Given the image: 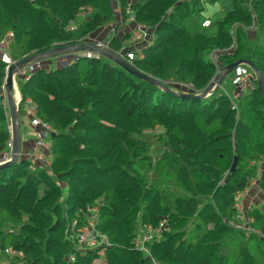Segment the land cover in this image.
<instances>
[{"label": "trees", "instance_id": "1", "mask_svg": "<svg viewBox=\"0 0 264 264\" xmlns=\"http://www.w3.org/2000/svg\"><path fill=\"white\" fill-rule=\"evenodd\" d=\"M112 1L0 0V38L13 33L16 59L78 43L115 20ZM116 1L124 23L131 9L153 38L129 50L136 54L131 63L169 88L203 92L217 73L214 51L222 67L247 59L264 75V0H231L208 27L195 19L205 0ZM84 6L92 15L68 29ZM121 41L112 37L111 49L120 53ZM5 77L0 56V152L10 138ZM18 85L20 115L32 99L54 133L51 165L32 169L23 158L0 169V260L9 247L20 264H94L101 252L104 264H264V211L254 207L247 221L236 218L237 195L264 160V105L255 78L236 103L220 87L192 99L98 56L41 68ZM258 174L264 190V166ZM94 207L110 246L79 252L71 236ZM163 220L160 236L140 249V229ZM237 221L252 230L237 228Z\"/></svg>", "mask_w": 264, "mask_h": 264}, {"label": "built area", "instance_id": "2", "mask_svg": "<svg viewBox=\"0 0 264 264\" xmlns=\"http://www.w3.org/2000/svg\"><path fill=\"white\" fill-rule=\"evenodd\" d=\"M93 13V8L89 6H84L81 8L80 12L78 13V18L76 19V24L81 23L84 19H88ZM127 14L129 17L126 19V22L124 23L121 12L120 16L117 18H120V21L122 24H127L129 27L133 26L132 28V35H131V42L133 43L134 47L137 46V44H142L145 42H152L151 36H150V29L141 23L136 22L135 15L131 11V9H127ZM115 24H117V21H115ZM211 24L210 20H204L202 22L203 27H208ZM71 25L68 27V29L72 30ZM77 27V26H76ZM106 29L112 27L111 24H108L105 26ZM104 28V27H103ZM102 29V28H101ZM13 33L8 32L5 34L3 38H0V56L2 60L6 63V74L8 71V68L13 65L17 64L23 59H27L29 57L23 58V59H16L11 56L9 51V42L13 38ZM85 39H88L89 41L95 42L105 48L111 49L110 47V40L106 41H95L91 39L90 37L82 39L78 43H86L84 41H87ZM124 58L131 63V60H133L136 56L134 51H128L126 54H123L120 52ZM35 55V54H34ZM219 51H214L211 53V60L217 65V71L221 72L223 70V67L219 64ZM33 56V55H32ZM98 57L97 53H93L90 51H80V52H74L73 56H69L67 53L58 54L56 56H53L58 64L60 66L67 65L71 63L72 61L76 60L78 57ZM50 57H48L49 59ZM47 58H38L35 60H30L29 62L19 66L15 70V82L17 84L18 80H27L32 73L35 71L45 68L44 62L48 60ZM254 73L252 69L247 65H239L233 72H232V86L234 87V90L232 93L225 92L229 99L236 103V101L241 97V95L247 91L251 85L252 81L254 79ZM181 86V84H179ZM183 87V86H182ZM186 89H190L191 86H186ZM3 96H2V105L5 108V110L9 109L8 99L5 91V81L2 88ZM179 93V92H178ZM184 93V92H180ZM19 103L21 102L22 98L21 95L18 97ZM36 104L33 102L32 99L27 98L24 102L23 106V113L20 115L21 124H23V119H27L32 127V133H33V150L30 155L27 156L26 159L31 161V168L34 169L35 165H42L46 167H50L51 160H50V137L52 134L51 127L45 123L42 119H40L37 116L36 112ZM10 138L7 142V148L5 151L0 152V164L5 163L9 161L13 154V128L10 127ZM264 163V160H263ZM261 164V163H260ZM247 193V188L237 195V203L236 207L238 209L237 213V220L244 221L246 219L247 221V211L244 210V207L242 206L241 200L243 199L244 195ZM233 223L237 228L245 229L246 231H251L252 229L248 226V223ZM98 208L94 207L91 209H88V212L80 216V222L75 224V230H73L72 239L74 246L77 251L79 252H86L88 250H104L105 248L110 246V242L107 238V236L103 233H101L98 230ZM79 224V225H78ZM165 226V220L160 222L159 227L152 228L151 226H145L141 239L136 240V245L142 249L143 251H147L145 244L147 242H150L156 237H159L163 227ZM5 256L2 257L0 260V264H20L19 262L15 261V257L17 256V253L12 248H5L4 249ZM75 260V255L69 256V263L73 262Z\"/></svg>", "mask_w": 264, "mask_h": 264}, {"label": "water", "instance_id": "3", "mask_svg": "<svg viewBox=\"0 0 264 264\" xmlns=\"http://www.w3.org/2000/svg\"><path fill=\"white\" fill-rule=\"evenodd\" d=\"M80 51H90L93 53H97L100 56H103L107 58L108 60L112 61L119 67L123 68L127 72H129L132 75L137 76L140 79L147 80L164 90H167L171 93L180 95V96H186L192 99H201L206 98L210 94L214 92V90L219 87L224 79L229 76L239 65H247L249 66L253 73L254 78L256 79L258 83V87L261 91V97L262 102L264 105V75L261 73V71L253 64V62L247 60V59H239L236 60L225 67H223V70L221 72H218L215 77L212 79L209 86L201 93L199 94H188V93H178L173 91L171 88H169L164 82L153 78L152 76L140 71L136 67L133 66L132 63L127 61L124 56H122L120 53L113 51L112 49L105 48L95 42H86V43H73L70 45H62V46H55L47 51L37 53L27 59H23L17 64H13L8 68L6 77H5V91L8 99L9 104V113H10V119L12 123L13 128V154L9 161L0 164V169L9 167L15 163H17L20 159V150H21V120H20V113H19V106L20 103L17 101L19 98L15 99V89L18 90L17 84L15 82V70L29 62L30 60H35L38 58H48L53 57L58 54L67 53L69 56H73L74 52H80ZM79 58V57H78ZM65 65H62L60 67H63ZM20 92L18 91V94ZM20 95V94H19ZM18 95V97H19ZM54 133H52V136ZM237 164V158L235 157L233 160V163L231 165V171H234Z\"/></svg>", "mask_w": 264, "mask_h": 264}, {"label": "rangeland", "instance_id": "4", "mask_svg": "<svg viewBox=\"0 0 264 264\" xmlns=\"http://www.w3.org/2000/svg\"><path fill=\"white\" fill-rule=\"evenodd\" d=\"M138 1L139 0H129L130 3H137ZM227 1L231 5V0H227ZM112 3L114 5V10H115L114 12L116 15L115 20L112 23H110L112 25V27H110L108 29H106V27H104V28L90 34L87 37H90L91 39H93L95 41H106V40H110L112 37L116 36L117 38H120L122 40L121 42L123 44V47H122L121 52L124 54V51H126V50L129 51V50H131V48H134V45L131 42V35L133 32L132 31L133 26L129 27L127 24L125 25V24L121 23L120 18H117L120 16V9L118 7V3L116 0H113ZM202 5H203V9L197 13V16L195 18L197 20V22L199 23V25L201 23V19L204 16H210V17H212L214 22H216L218 19L222 18V16L224 15V13L227 10H229V9H227V7L226 8L223 7V4L219 0H216L214 2L209 1V0H205V1H203ZM75 21L72 22L73 25H75V26H71L72 29H75V27L79 25V24H76L77 21L76 22ZM115 21H117V24H115ZM214 29H215V26H214ZM128 33L130 34L129 36H127ZM87 37H85V38H87ZM85 40H87V41H84V42H92V41H89L88 39H85ZM9 46H10V42H9ZM9 51H10V47H9ZM10 54H11V51H10ZM32 54L34 55L37 53L33 52ZM92 57H94V56H91L88 58H92ZM23 58H25V57H23ZM217 73H218V71H217ZM231 76H232V73L229 76H227L226 80L223 82V84L219 86L223 92H226V91L229 93L233 92L234 87L232 85H230ZM17 88H18V91L20 92L18 82H17ZM171 89L175 92H178V90L174 87H171ZM2 96H3V92H2ZM1 101H2V97H1ZM6 118H7L6 128L9 132L10 127H12L9 109L6 110ZM155 129H156V132H158V133L159 132L161 133L164 131L163 127H160V128L156 127ZM9 134H10V132H9ZM258 165L260 167L258 168L257 175L249 180V183L247 186V193L244 195L245 201L249 202L248 203L249 207L247 208V211L250 210L251 208L258 207L259 206L258 204H260L259 208L262 211H264V202L263 201L260 202L261 200H264V190H262L260 187L259 176H258L259 175L258 173L260 172L261 168L264 166L263 161L258 162ZM61 185H62L63 189H65V184L61 183ZM247 214H248V212H247ZM143 231H144V229L143 230L140 229L138 239H141L140 237L142 236ZM137 241H139V240H137ZM93 263L94 264H104V255L102 252L100 253L99 258H96L95 260H93Z\"/></svg>", "mask_w": 264, "mask_h": 264}, {"label": "crops", "instance_id": "5", "mask_svg": "<svg viewBox=\"0 0 264 264\" xmlns=\"http://www.w3.org/2000/svg\"><path fill=\"white\" fill-rule=\"evenodd\" d=\"M222 4L223 7H227V9H231L232 8V2L231 5L227 0H219ZM210 20L211 22H214V20L212 19V17L210 16H204L201 19V23L204 20ZM255 32H250V37H254ZM44 66L46 69H53V68H60V65L58 64L57 60L54 57H50L47 61L44 62ZM33 133H32V127L31 124L29 123V121L27 119H23V124H21V150H20V159H25L27 158L28 155L31 154L32 150H33ZM264 202V200H261L260 202ZM242 202V206L244 207V209L247 211L248 203L247 201H245L244 197L241 200ZM260 206V204H258ZM258 206V207H259Z\"/></svg>", "mask_w": 264, "mask_h": 264}, {"label": "bare ground", "instance_id": "6", "mask_svg": "<svg viewBox=\"0 0 264 264\" xmlns=\"http://www.w3.org/2000/svg\"><path fill=\"white\" fill-rule=\"evenodd\" d=\"M18 90L17 89H15V99H17L18 98Z\"/></svg>", "mask_w": 264, "mask_h": 264}]
</instances>
